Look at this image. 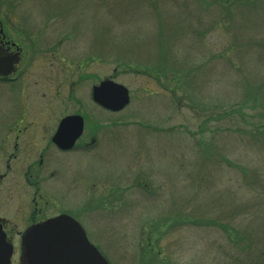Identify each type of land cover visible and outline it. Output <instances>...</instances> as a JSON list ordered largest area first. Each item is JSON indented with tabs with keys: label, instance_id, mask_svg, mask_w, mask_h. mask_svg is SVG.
Instances as JSON below:
<instances>
[{
	"label": "rangeland",
	"instance_id": "1",
	"mask_svg": "<svg viewBox=\"0 0 264 264\" xmlns=\"http://www.w3.org/2000/svg\"><path fill=\"white\" fill-rule=\"evenodd\" d=\"M6 13L37 36L24 62L59 43V79L85 64L73 95L96 143L61 156L67 168L44 188L70 187L109 264H264V0H0ZM33 68L27 91L47 110L37 123L53 129L76 104L57 93L50 61ZM104 79L128 89L122 111L89 102ZM219 225L261 239L231 240Z\"/></svg>",
	"mask_w": 264,
	"mask_h": 264
},
{
	"label": "flooded vegetation",
	"instance_id": "2",
	"mask_svg": "<svg viewBox=\"0 0 264 264\" xmlns=\"http://www.w3.org/2000/svg\"><path fill=\"white\" fill-rule=\"evenodd\" d=\"M17 19V16L10 13L0 16V50L16 59L7 73L0 74V170H4L0 173V208H2L0 229L5 235V242L11 247L9 264H22V236L29 228L59 215H68L79 222L71 209L73 203L67 193L70 187L59 188L53 185L51 190L56 200L50 203L52 191L45 190L44 184L54 178L58 182L62 176L57 170L62 161L61 156L76 150H89L96 143L95 136L92 137L93 133H88L86 128L88 120L84 101L73 95L75 87L81 83L84 85L89 79L85 64L76 65L77 67H73L74 64L63 65L67 70L59 76L61 78L59 79L58 72L56 73V69L59 68L53 67H58V61L62 60L58 57L59 53L56 54L59 43L49 45L38 52L36 54L39 55L38 63L30 60L24 62L27 54L25 47L28 49L27 45L36 44L32 38L37 36H27L26 29H23ZM53 22L55 21L52 18L43 21L44 33L49 28H55ZM17 37L20 39H16ZM44 60L50 61L52 74L55 77L52 80L56 83L57 93L60 92L61 87L62 90L64 88L70 90L71 102L76 104V109L64 114L53 129L42 127L39 122L37 123V119H42V114L47 110L41 111V99L34 101V96L27 91L28 85H31L27 81L35 70L33 67ZM41 76L46 77L40 74L37 80L33 81L36 87H39ZM66 76L69 80L64 81ZM100 81L102 80L91 85L89 92V102L96 107L100 106L92 101V88ZM68 116H79L82 120V130L77 137H74L75 130L72 129L67 132V136L56 139V143L54 139L58 126L61 120ZM71 140H73L72 145L67 147L66 144ZM49 167H52L50 172ZM62 167L67 168V164L62 163Z\"/></svg>",
	"mask_w": 264,
	"mask_h": 264
},
{
	"label": "water",
	"instance_id": "3",
	"mask_svg": "<svg viewBox=\"0 0 264 264\" xmlns=\"http://www.w3.org/2000/svg\"><path fill=\"white\" fill-rule=\"evenodd\" d=\"M16 62L0 50V74L7 73ZM92 101L110 112L122 111L130 102L128 89L112 79H104L92 88ZM75 130H82L79 116L61 120L55 141ZM71 140L67 147L72 145ZM57 143V141H56ZM11 247L0 229V264H9ZM22 264H109L100 251L89 242L82 226L68 215H59L29 228L22 236Z\"/></svg>",
	"mask_w": 264,
	"mask_h": 264
},
{
	"label": "trees",
	"instance_id": "4",
	"mask_svg": "<svg viewBox=\"0 0 264 264\" xmlns=\"http://www.w3.org/2000/svg\"><path fill=\"white\" fill-rule=\"evenodd\" d=\"M202 221H203V223H202L203 226H216V225L218 226L217 220L216 221L215 220H206L204 218V220H202ZM219 226L222 229V231L224 232V234L226 235V237L228 239H231V240L233 239V240L237 241L239 239H243L245 241V243L248 244L246 239H249V240L261 239V234L256 229H252V230H250V232L247 233L246 231L242 232V230H238V229H235L233 227L224 228L222 225H219ZM255 264H257V263H255Z\"/></svg>",
	"mask_w": 264,
	"mask_h": 264
}]
</instances>
